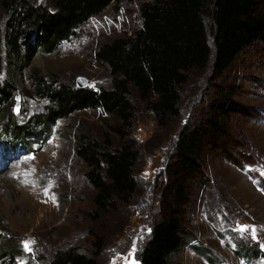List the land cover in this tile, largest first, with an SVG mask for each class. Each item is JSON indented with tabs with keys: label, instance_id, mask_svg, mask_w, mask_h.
Returning <instances> with one entry per match:
<instances>
[{
	"label": "rangeland",
	"instance_id": "374dc122",
	"mask_svg": "<svg viewBox=\"0 0 264 264\" xmlns=\"http://www.w3.org/2000/svg\"><path fill=\"white\" fill-rule=\"evenodd\" d=\"M142 1L115 0L53 53H44L32 36V49H23L14 70L4 41L9 12L0 0V80L16 75L13 97L0 106V264H47L58 251L72 247L95 256L98 264H140L138 256L159 219L165 168L179 133L204 111L216 110L224 92L231 97V131L239 142L233 151L239 165L222 157L209 161L210 185L194 196L187 215L192 241L173 255L171 264H264V41L218 74L209 27V61L191 70L180 90L179 114L166 125L133 92L130 131L139 151L134 168L138 187L112 212L96 210L88 166L76 155V133L116 141L110 130L120 123L116 117L100 108L80 110L58 120L47 137L28 144L4 130L8 113L23 124L46 109L47 99L37 93V75L75 86L84 77L90 88H110V71L97 61L96 50L142 27ZM9 239L17 254L5 251ZM207 254L215 257L213 263Z\"/></svg>",
	"mask_w": 264,
	"mask_h": 264
},
{
	"label": "trees",
	"instance_id": "16d2710c",
	"mask_svg": "<svg viewBox=\"0 0 264 264\" xmlns=\"http://www.w3.org/2000/svg\"><path fill=\"white\" fill-rule=\"evenodd\" d=\"M114 1L48 0V4H36L2 0L9 12L4 41L12 68L18 69L24 48L32 49V36L44 53H53L79 26ZM140 14L143 24L133 36L114 38L96 50L97 61L110 71V88L95 90L37 75V93L48 101L44 112L23 124L10 112L4 124L5 131L28 144L47 137L58 120L80 110L100 108L116 117L120 123L110 125L116 141L110 136L100 140L84 131L76 133V155L88 166L86 177L95 190L96 210L102 213L128 202L138 187L134 168L139 151L130 131L135 112L133 92L154 112L159 124L166 125L179 114L180 90L190 80L191 70L203 68L209 61V27L218 74L229 69L246 49L264 41V0H143ZM15 82V74L0 80V106L13 97ZM226 95L224 92L216 110L204 111L181 129L165 168L159 219L138 256L140 264H171L173 255L192 241L187 215L194 196L210 185L209 161L222 157L239 165L233 151L239 142L231 131V97ZM4 248L10 254L18 252L10 239ZM207 256L213 263L215 257ZM47 264L98 262L95 256L72 247L58 251Z\"/></svg>",
	"mask_w": 264,
	"mask_h": 264
},
{
	"label": "water",
	"instance_id": "95a60500",
	"mask_svg": "<svg viewBox=\"0 0 264 264\" xmlns=\"http://www.w3.org/2000/svg\"><path fill=\"white\" fill-rule=\"evenodd\" d=\"M77 84L79 87H86V86H88V80L85 79L84 77H79L77 79Z\"/></svg>",
	"mask_w": 264,
	"mask_h": 264
},
{
	"label": "snow or ice",
	"instance_id": "6c2138e0",
	"mask_svg": "<svg viewBox=\"0 0 264 264\" xmlns=\"http://www.w3.org/2000/svg\"><path fill=\"white\" fill-rule=\"evenodd\" d=\"M243 230V229H242Z\"/></svg>",
	"mask_w": 264,
	"mask_h": 264
}]
</instances>
